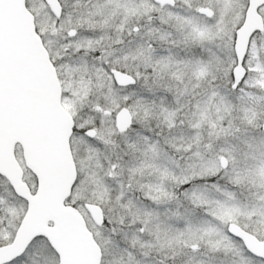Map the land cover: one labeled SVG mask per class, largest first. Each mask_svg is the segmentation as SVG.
I'll return each instance as SVG.
<instances>
[{"label":"snow or ice","instance_id":"6c2138e0","mask_svg":"<svg viewBox=\"0 0 264 264\" xmlns=\"http://www.w3.org/2000/svg\"><path fill=\"white\" fill-rule=\"evenodd\" d=\"M0 264H264V0H0Z\"/></svg>","mask_w":264,"mask_h":264}]
</instances>
